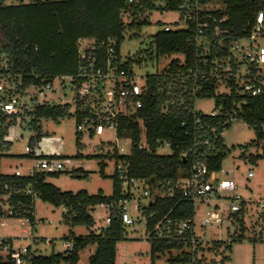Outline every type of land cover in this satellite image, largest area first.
<instances>
[{
	"label": "trees",
	"instance_id": "obj_1",
	"mask_svg": "<svg viewBox=\"0 0 264 264\" xmlns=\"http://www.w3.org/2000/svg\"><path fill=\"white\" fill-rule=\"evenodd\" d=\"M157 1L38 0L0 6V74L13 82L20 91L27 86L46 83L56 78L75 77L79 72L78 43L82 39H91L95 43L113 40L115 47L112 63L115 64L116 72L123 70L131 74L132 65L138 64L142 55L129 57L121 62L119 43L123 40L126 30L139 28L141 24L148 21L132 20L125 24L122 13L134 14L144 9L180 11L179 7L183 3L194 4L197 1L201 8L207 2V0H163V5H157ZM222 2L223 8L201 10L198 13L199 16H204L203 19L199 18V21L208 22L205 33L210 35V40L217 42V39H221L222 41L218 51L219 56H225L228 53L232 41L248 36L255 25L257 13L264 12V0H222ZM195 34L196 24L187 22L183 29L172 30L168 27L165 30L163 28L151 36L150 46L155 49L154 57L183 55L182 61L177 58L172 59L166 69L144 76L145 91L141 96V107L137 110L136 116L143 120L146 142L152 151L137 148L140 139L138 124L131 116H120L117 135L130 136L134 147L131 154L126 157L118 156L116 153L111 157L107 156V159L119 157L126 159L131 175L149 179L155 184H167L178 177L186 176L193 155L191 153L186 155L184 151L193 147L196 141L208 140L213 145L211 151L203 152L204 157L210 170L221 169L227 149L223 144L220 131L229 124L224 123L225 118L221 113L210 116L195 110L194 101L200 97H213L214 107L219 108L220 112L236 110V118H241L254 131L256 141L251 143H262L261 153L250 155L249 161L264 159V76L253 79V82L262 88L261 92L254 96L243 88L242 82L245 81V77L229 76L221 82L209 77L193 78L192 74L199 67L194 42ZM149 51L144 52L146 58L151 59L152 54ZM97 52L98 65L105 69V49H98ZM197 83L201 89H196ZM174 86L181 89H176ZM219 87L225 90L218 91ZM172 100L174 103L170 104ZM68 107V104H44L27 111L28 127L34 132L28 140V146L34 147L41 139L40 119H57L68 115ZM164 108L165 111H163ZM77 115L81 116V114ZM196 116L200 118L198 124L194 122ZM15 122L16 115L0 113V160L5 156L4 151L10 146V142L5 140L7 130ZM164 140L170 142L172 153L155 154L153 150L158 142ZM76 143L79 144L78 137ZM181 155H184L185 161ZM24 156L32 157L33 155ZM95 157L101 159L103 155L99 154ZM102 162L100 161L99 164L103 175L102 169L105 163ZM78 172L82 170H72L71 173L80 176ZM59 173L39 172L33 176L18 178L13 174L5 175L0 172V193L4 192L2 185L5 183L29 184L38 194L39 199L54 206L64 207L62 218L66 223L71 226L85 225L89 228L95 223L90 211L96 205L118 199L119 186L114 173L110 176L112 193L108 196L100 190L95 194H89L84 190L76 193L61 191L55 185L45 181L47 176H58ZM86 174L83 172L81 175ZM33 201L30 196H12L10 199L12 205L20 206L21 213L29 210V213L23 214L31 221L34 220ZM143 213L146 217V231H149L164 215L178 220L186 219L193 216L194 208L190 201L176 195L172 198L154 199L149 205L143 206ZM239 214L242 215V211ZM261 221L264 225V219L261 218ZM124 228L118 215L111 213L109 224L100 228L98 233L90 231L86 235L72 237V248L64 253L50 256L33 254L30 264H59L60 262L78 264V252L89 244H95V249L88 258V264H115V245L123 238ZM244 230L245 228L241 227L240 233L235 237L232 236L233 241L245 239ZM149 243L154 254L164 253L165 250L176 247L175 243L168 244L153 239L149 240ZM230 246L231 242L213 241L208 250L222 249L225 252L230 249ZM188 258V254L184 253L182 259L176 260L180 264H185ZM228 259V255L222 257V261ZM199 262L196 261L195 264ZM0 264L12 263L10 259H0Z\"/></svg>",
	"mask_w": 264,
	"mask_h": 264
},
{
	"label": "built area",
	"instance_id": "obj_2",
	"mask_svg": "<svg viewBox=\"0 0 264 264\" xmlns=\"http://www.w3.org/2000/svg\"><path fill=\"white\" fill-rule=\"evenodd\" d=\"M158 2L159 0L157 4ZM179 9L180 18L184 23L193 22L196 24L194 42L197 48L199 67L194 71L192 77H209L210 79H216L218 82L229 76L245 77V81L242 82L244 90L252 96L260 93L262 88L259 84H255L253 79L259 77L261 69L264 68V45L260 43L261 39L264 38V12L259 11L257 13L255 25L248 36L232 41L228 53L225 56H219L218 51L222 41L217 39V42H213L209 38L210 35L205 33L208 22L199 21V18L203 19L204 16L198 15L201 8L197 1L194 4L183 3ZM164 29L167 30L168 27L165 26ZM242 42H245V45ZM114 47L115 42L113 40L100 43H95L91 39L80 40L78 43V74L75 77L67 76L56 79L68 80L71 84L73 92L71 102L74 106L73 115L76 120L77 132L87 130L89 133H94V130L98 127L113 129L116 139L111 146V154L116 153L118 156L126 157L131 154L134 145L130 136L117 135L118 118L120 116H131L140 129L137 148L152 151L146 142L143 120L136 116L137 110L141 107V96L145 91V79L143 77L141 81L132 69L131 74H127L123 70L116 72L115 64L112 63ZM102 48L105 49L106 54L105 69L98 65L97 50ZM239 63H244L243 73L238 70ZM0 77H2L1 74ZM3 78V82L0 81V113L16 115V119H18L21 111H30L35 106L49 104L46 97L47 94L53 91L52 82L55 79L46 83L27 86L34 89V92L29 95L30 106H28L24 103L20 104L14 99L15 91H13V88L16 85L8 81L7 78ZM196 89H201L198 83ZM173 103V100L170 101V104ZM163 111H165V108ZM220 113L225 118V124H230L236 119L237 112L234 109L220 112L219 108L213 107L212 111L206 114L215 116ZM77 114H81V116ZM194 122L198 124L200 118L196 116ZM221 134L222 131H220ZM120 140L123 141L122 144L117 143ZM212 146L208 140L194 142L193 147L184 151L186 155L190 153L193 155L186 176L178 177L167 184H155L149 179L135 177L131 175L129 163L126 159L112 158L114 161L113 173L119 186V194L118 199L99 204L102 208L108 210L105 217L106 225L110 222L111 213L118 215L124 227L143 221L146 240L153 239L168 244L175 243L176 247L165 251L177 249L180 251L177 258L181 259L184 257V253L188 254L189 258L185 264H195L196 261H200L198 264H203L202 259L206 260L204 257L206 251L218 253L220 250H208L213 241H222L205 239V229L208 226H219L225 222L232 228V232L227 233L229 236L228 241L233 242L234 237L240 233L239 229L243 226L241 224L244 218L243 212L246 207L251 206V202H248V199L243 196L240 192L239 183L231 177L232 170L225 171L224 177L220 178L217 175L218 171L209 169L203 152L211 151ZM24 150L27 154L35 155L37 159L26 172L14 170L12 174L18 178L33 176L39 172L59 173L67 169L65 166H73L70 159L58 155H47L41 158L35 147L27 145ZM153 151L158 155H169L172 153V147L168 140L159 141ZM252 177V171H248L246 178L250 179ZM2 188L4 192L0 193V211L2 213L0 218L17 217L22 219L21 224L24 220V222L33 225L34 220L31 221L23 214L29 213V210H24L21 213L20 206L12 205L10 199L12 196H30L32 200H35L38 198V194L32 190L29 184L21 182L12 185L5 183ZM176 195L190 201L193 208L196 204L206 206V211L198 225L194 210L193 216L186 219L178 220L169 215H164L161 220L155 222L151 230L146 231V217L143 213V206L149 205L156 198H172ZM142 198L147 200L145 204H141ZM131 202L134 203L133 206H131ZM255 206H257L260 217L264 219V201L256 203ZM241 211L242 215L239 214ZM2 224L3 222L0 223V225ZM244 234L245 239H247L245 231ZM45 242L49 244V241L45 240ZM72 245L71 240L64 243L67 249H71ZM33 254L36 253L29 246L15 247L12 238L0 236L1 260L10 259L12 264H30ZM222 257L220 260H206V264H226L229 259L222 261Z\"/></svg>",
	"mask_w": 264,
	"mask_h": 264
},
{
	"label": "rangeland",
	"instance_id": "obj_3",
	"mask_svg": "<svg viewBox=\"0 0 264 264\" xmlns=\"http://www.w3.org/2000/svg\"><path fill=\"white\" fill-rule=\"evenodd\" d=\"M34 1L38 0H0V6ZM163 3V1L159 0L157 5H163ZM223 7L222 0H207L201 6V10H214ZM122 20L125 24L130 23L132 20L135 22L148 21V23L141 24L139 28L126 30L124 38L118 47L121 62L129 57L142 55L140 62L138 64L134 63L131 68L140 77L141 81L146 74L161 72L166 69L172 59L183 60L182 54H171L156 58L154 57L155 49L150 46L151 36L165 26L172 30L185 28V23L181 20L179 11L144 9L136 11L134 14L122 13ZM260 43L264 45V38L261 39ZM242 44L245 45V42H242ZM145 50H150L151 59L146 58ZM238 65V70L243 73L244 63H239ZM263 76L264 68L261 69L259 77L262 78ZM0 78V81L3 82L2 79L4 78ZM175 88L181 89V87ZM221 88L219 87L218 91L225 90ZM52 89L53 91L47 94L46 101L54 105L68 104L69 114L57 119H40L39 126L42 136L39 145L53 149V155L70 159L73 163V168L65 166L67 169L64 171L66 172L62 171L58 176L49 175L45 178V181L55 185L61 191L76 193L84 190L89 194H95L100 190L104 195H110L112 193V178L110 176L113 173L114 161L107 159V156H112L111 146L116 139L114 130L98 127L94 130V133L91 132L92 134L87 130L76 133V120L73 115L74 106L71 102L73 96L71 84L68 80L55 79L52 82ZM13 91H15V100L20 104L24 103L30 106L29 95L34 92L32 87H26L24 91H20L15 87ZM193 107L202 113H209L214 107V98H196ZM26 113V110L21 111L19 113L20 117L7 130L6 138L11 144L8 150L4 151L5 156L1 159V171L19 170L24 172L29 167L28 165L33 164L36 160L35 158H26L28 160H24L25 158L23 157L26 154L24 148L28 145L30 136L34 133L28 127L29 117L26 116ZM77 137L79 144L76 143ZM221 138L227 150L221 163V170L217 172L218 177L223 178L225 171L232 170L231 177L239 183L240 192L243 196H249L248 202L255 204L263 202L264 159H258L254 162L249 161L250 155L259 154L262 151V143L259 142L260 145L259 143H251L256 141L253 129L241 118H236L222 130ZM117 143L122 144L123 141L120 140ZM218 150L220 151L221 149L219 148ZM99 154L100 156L103 155L102 159L105 160L95 157ZM100 161L105 163L102 169L103 175L100 171ZM21 162L22 165H20ZM76 169L82 170V172H78L80 176H75L71 173L72 170ZM248 171H252L253 177L245 184V188L241 184L244 183ZM83 172L87 174L81 175ZM249 189H253V194H250L251 190L249 191ZM146 202V199H141V204ZM133 204L131 202V206ZM255 204L246 207L243 212L242 227L245 228L244 231L249 239L231 242L230 249L225 252L222 249L218 253L206 251L204 257L207 261L220 260L221 256L228 255L229 260L226 264H264V225ZM194 210L195 220L198 225L206 211V206L204 204H196ZM64 211L63 206H54L49 202L36 198L33 203L34 224L24 222V220L21 224L22 219L17 217H2L0 218V223L3 222L0 225V236L12 238L15 247L29 246L37 255L50 256L64 253L67 250L64 243L70 241L72 237L83 236L90 231L98 233L100 228L106 227L105 217L108 210L100 205H96L90 211L95 222L91 228L85 225H69L62 218ZM227 232L231 233L232 228L225 222L219 226H208L205 229V239L229 242ZM45 240L49 241V244ZM94 249L95 244H89L81 249L78 252V264H88V258L94 252ZM179 254L180 251L177 249L154 254L149 241L146 240L144 222L140 221L139 223L125 226L123 238L118 240L115 245V264H180L176 260ZM206 260L202 259V263L206 264ZM59 264L66 263L60 262Z\"/></svg>",
	"mask_w": 264,
	"mask_h": 264
},
{
	"label": "crops",
	"instance_id": "obj_4",
	"mask_svg": "<svg viewBox=\"0 0 264 264\" xmlns=\"http://www.w3.org/2000/svg\"><path fill=\"white\" fill-rule=\"evenodd\" d=\"M33 134H34V133H33ZM33 134H32V135H33ZM5 140L8 141L7 138H5ZM8 142H9V141H8ZM39 142H40V141H39ZM39 142L37 143V146H36V144H35L34 147L37 149V151L39 152L40 155H44V156H47V155H53V154H52L53 149H51L50 147H47V146H46L47 148H45V147H41V145H39ZM10 144H11V143H10ZM26 154H27V153H26ZM26 154H25V155H26ZM23 157L25 158L24 160H28V159H26V158H35V159H37L35 155H33L32 157H28V156H24V155H23ZM1 159H2V158H1ZM24 163H25V161H24ZM0 164H1V160H0ZM33 164H34V163H33ZM33 164L28 165V166L31 167ZM20 165H22V162L20 163ZM26 165H27V164H26ZM28 166H27V167H28ZM29 167H28V168H29ZM28 168H27V169H28ZM13 171H14V170H13ZM13 171H7V172H4V171H1V167H0V172H1V174L10 175V174L13 173ZM24 172H26V170H24ZM47 177H48V176H47ZM248 181H249V179L246 178V179L244 180V183L241 184V185H243L242 187H245V188H246L245 184H247ZM245 182H246V183H245ZM240 188H241V187H240ZM250 190H251V191H250ZM249 191H250V194H253V192H252L253 189H249ZM248 197H249V196H245L246 199H249ZM251 204H254V203H251ZM33 217H34V216H33Z\"/></svg>",
	"mask_w": 264,
	"mask_h": 264
},
{
	"label": "water",
	"instance_id": "obj_5",
	"mask_svg": "<svg viewBox=\"0 0 264 264\" xmlns=\"http://www.w3.org/2000/svg\"><path fill=\"white\" fill-rule=\"evenodd\" d=\"M181 157H182L183 161H185V157H184V155H181Z\"/></svg>",
	"mask_w": 264,
	"mask_h": 264
}]
</instances>
